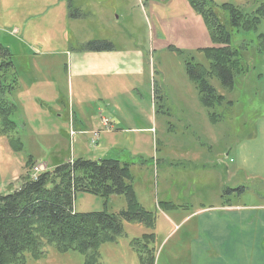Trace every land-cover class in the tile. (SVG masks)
<instances>
[{"label": "rangeland", "instance_id": "obj_1", "mask_svg": "<svg viewBox=\"0 0 264 264\" xmlns=\"http://www.w3.org/2000/svg\"><path fill=\"white\" fill-rule=\"evenodd\" d=\"M212 2L224 22L228 13L220 6L250 15L263 0ZM231 34L247 72L234 76L231 89L210 78L222 103L209 110L185 63L208 68L200 49L212 43L187 0H0V46L17 75L9 96L15 126L0 124V196L17 191L35 168L50 171L78 158L116 160L130 165L136 202L150 224L121 222L123 234L99 248L98 264H140L138 249L148 243L144 251H151L153 264H237L214 252L192 256L207 237L197 221L220 219L228 203L240 205L245 236L252 229L260 237L240 246V264H264V20L256 30ZM93 41L110 42L125 69L139 68L142 87L126 92L119 83L118 92L99 91L103 81L114 85L112 74L76 78L72 72L82 61L85 72L93 70L84 61L92 53L84 46ZM104 208L117 215L126 200L75 194L77 214ZM85 261L78 252L49 248L26 264Z\"/></svg>", "mask_w": 264, "mask_h": 264}, {"label": "trees", "instance_id": "obj_2", "mask_svg": "<svg viewBox=\"0 0 264 264\" xmlns=\"http://www.w3.org/2000/svg\"><path fill=\"white\" fill-rule=\"evenodd\" d=\"M187 1L203 18L212 46L200 49L208 68L186 62L185 71L196 85L202 106L210 110L222 103V97L215 95L208 80L216 77L223 87L231 89L234 76L247 72L239 52L231 47V31L256 30L264 20V0L250 15L227 4L220 6L228 13L224 22L217 17L212 0ZM84 48L93 53L114 50L107 41L89 42ZM16 78L12 56L0 46V124L4 129L15 126L9 118L16 106L9 96L17 87ZM210 118L216 122L214 114ZM26 163L30 169L31 158ZM78 192L103 199L121 195L126 200V209L117 215L108 214L105 208L98 213L77 214L73 202ZM148 221L149 213L136 202L129 164L112 159L78 158L71 164L44 170L35 179L27 177L17 191L0 196V264L39 260L49 248L59 254L78 252L86 257L85 264H98L99 248L123 234L121 222L150 224ZM147 245L137 248L140 264H153L151 251H144Z\"/></svg>", "mask_w": 264, "mask_h": 264}, {"label": "crops", "instance_id": "obj_3", "mask_svg": "<svg viewBox=\"0 0 264 264\" xmlns=\"http://www.w3.org/2000/svg\"><path fill=\"white\" fill-rule=\"evenodd\" d=\"M116 54L117 50L115 49V47L114 51L111 52H92L84 54L86 56V59L84 61L88 62V69H90L91 67L90 64L93 67L92 72L88 73L89 71H84V65L82 61L79 64L81 70L72 73L76 78L91 77L92 79L99 80H104L106 75L112 74L116 79L114 85H111L109 82L103 81V86L99 87V91H107L108 89H110V92L113 90L114 93L118 92L119 90L116 89V86L119 85V83L123 86L126 92L138 90L139 87L141 88L143 75L140 69L135 67L125 69L123 66L128 65L122 58L120 60H116ZM129 54L130 52L126 51V53H124V56H129ZM138 60L139 59L135 61ZM132 64L133 63H131V65ZM97 65H102V69H100ZM134 65L137 67V64ZM131 78L133 79L130 80ZM108 100L110 99L108 98ZM72 118L73 120H75V114H73ZM109 148L110 147L106 148L105 153L108 154L110 152H108ZM219 213L221 214V218L218 220L205 218L197 221L196 225L198 227H202L201 231L204 232V235H206L207 237L205 241H201L199 245H196L198 250L196 252H192V256L199 257L204 253L214 252L217 254V257L220 254L226 258L239 259L237 264H240V256L244 252L240 251V246H245V243L249 244V242L252 240L258 241L260 237L258 236V234L252 231V229L246 236L244 234V230H240V226L244 225L243 223L245 221V217H243L240 210V205L228 203L227 205H224L220 208ZM252 226L253 223L250 228ZM263 238L264 236L261 237V241L263 240Z\"/></svg>", "mask_w": 264, "mask_h": 264}, {"label": "built area", "instance_id": "obj_4", "mask_svg": "<svg viewBox=\"0 0 264 264\" xmlns=\"http://www.w3.org/2000/svg\"><path fill=\"white\" fill-rule=\"evenodd\" d=\"M103 124H104V126H106L107 125V121H103ZM40 170H43V169L35 168L33 177H35V175L38 174L40 172Z\"/></svg>", "mask_w": 264, "mask_h": 264}]
</instances>
